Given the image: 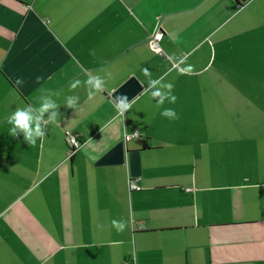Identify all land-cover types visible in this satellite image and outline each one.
Returning <instances> with one entry per match:
<instances>
[{
  "label": "crops",
  "instance_id": "obj_1",
  "mask_svg": "<svg viewBox=\"0 0 264 264\" xmlns=\"http://www.w3.org/2000/svg\"><path fill=\"white\" fill-rule=\"evenodd\" d=\"M132 76L122 118L111 93ZM45 96L44 136L11 135ZM120 140L140 189L128 163L97 164ZM0 264H264V0H0Z\"/></svg>",
  "mask_w": 264,
  "mask_h": 264
},
{
  "label": "clouds",
  "instance_id": "obj_2",
  "mask_svg": "<svg viewBox=\"0 0 264 264\" xmlns=\"http://www.w3.org/2000/svg\"><path fill=\"white\" fill-rule=\"evenodd\" d=\"M143 71L147 75L149 70L147 68H144ZM17 82H19V80ZM85 83L88 85L89 97L94 96L97 92L103 91L106 87L104 78L100 75L88 76ZM79 84V80H74L70 87L74 88ZM148 85L149 89H151V96L161 97L159 103H163L164 97H167L170 103L175 102L176 97L171 93V89L173 88V85L171 83H162L161 79L159 78H150L148 81ZM157 85H159V87H155ZM165 89L167 91H164ZM77 100L78 97L68 96L66 98V103L69 106L75 107ZM56 107V102L50 99L49 97L45 96L42 98V103L40 104V106L35 110H33L31 107L16 109L8 117L10 125L8 132L11 135H16L18 131H22L24 133V139L28 143H36L37 138L44 136V131L41 126V118L43 113L48 111L49 109L53 110L49 113V116L47 118V122H51L57 117V112L55 111ZM114 107L116 109V115L123 118L125 111L131 107V104L126 100L125 97H120L118 100L115 101ZM161 115L170 119L177 118L176 111L173 108L162 109ZM112 224L117 229V231H121L125 227V223L122 220L113 219Z\"/></svg>",
  "mask_w": 264,
  "mask_h": 264
},
{
  "label": "water",
  "instance_id": "obj_3",
  "mask_svg": "<svg viewBox=\"0 0 264 264\" xmlns=\"http://www.w3.org/2000/svg\"><path fill=\"white\" fill-rule=\"evenodd\" d=\"M247 1V0H241ZM143 90L142 83L137 77L132 76L127 79L122 85L115 89L111 96L118 100L120 97H125L129 102L136 97ZM129 164L131 175L139 177L142 174L141 165V150L130 149L126 140H120L114 147H112L106 154L98 159V165L107 164Z\"/></svg>",
  "mask_w": 264,
  "mask_h": 264
},
{
  "label": "built area",
  "instance_id": "obj_4",
  "mask_svg": "<svg viewBox=\"0 0 264 264\" xmlns=\"http://www.w3.org/2000/svg\"><path fill=\"white\" fill-rule=\"evenodd\" d=\"M161 31L159 30L158 33L152 38L150 44L151 47L156 51V52H161V46L159 43V39H160V35ZM136 134H132V135H126V140H129L131 137L138 135V132H135ZM66 139H67V143H68V149H67V154L69 156H71L72 154H74V152L76 151V149L80 146V138L77 134L71 132V131H67L66 133ZM129 186L130 189H140L141 186L137 183L136 181V177L134 176H130L129 178Z\"/></svg>",
  "mask_w": 264,
  "mask_h": 264
}]
</instances>
